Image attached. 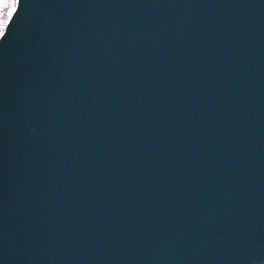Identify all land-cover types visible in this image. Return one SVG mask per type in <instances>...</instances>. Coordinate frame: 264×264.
Instances as JSON below:
<instances>
[{"label":"water","instance_id":"95a60500","mask_svg":"<svg viewBox=\"0 0 264 264\" xmlns=\"http://www.w3.org/2000/svg\"><path fill=\"white\" fill-rule=\"evenodd\" d=\"M15 8L0 264H264V0Z\"/></svg>","mask_w":264,"mask_h":264},{"label":"trees","instance_id":"16d2710c","mask_svg":"<svg viewBox=\"0 0 264 264\" xmlns=\"http://www.w3.org/2000/svg\"><path fill=\"white\" fill-rule=\"evenodd\" d=\"M15 0H4V4L0 5V32L3 31L9 17L7 12L15 7Z\"/></svg>","mask_w":264,"mask_h":264},{"label":"snow or ice","instance_id":"6c2138e0","mask_svg":"<svg viewBox=\"0 0 264 264\" xmlns=\"http://www.w3.org/2000/svg\"><path fill=\"white\" fill-rule=\"evenodd\" d=\"M15 3H19V0H15ZM4 4V0H0V5H3ZM17 9L15 7H13L11 10H9L7 12V16L9 17V19H11L13 17V14L14 12H16ZM4 33L3 32H0V36H3Z\"/></svg>","mask_w":264,"mask_h":264}]
</instances>
